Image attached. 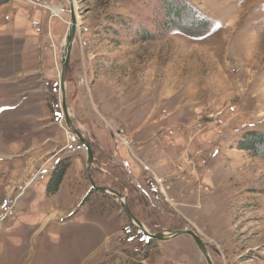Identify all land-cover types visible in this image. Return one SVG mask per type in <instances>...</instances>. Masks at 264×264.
Listing matches in <instances>:
<instances>
[{"label": "rangeland", "instance_id": "obj_1", "mask_svg": "<svg viewBox=\"0 0 264 264\" xmlns=\"http://www.w3.org/2000/svg\"><path fill=\"white\" fill-rule=\"evenodd\" d=\"M43 2L0 0V264H207L93 185L150 232L194 230L213 264H264V155L239 148L264 134V0H74L65 102L89 174L60 110L69 3ZM174 2L207 28L171 27Z\"/></svg>", "mask_w": 264, "mask_h": 264}, {"label": "water", "instance_id": "obj_2", "mask_svg": "<svg viewBox=\"0 0 264 264\" xmlns=\"http://www.w3.org/2000/svg\"><path fill=\"white\" fill-rule=\"evenodd\" d=\"M69 3V22H68V27H67V32L65 34V39H64V48L62 50V54H61V70H60V79H59V91H60V110H61V116L64 119V123L65 126L67 127V129L74 133L77 137V139L79 140V142L81 143V145L85 148V152H86V169L87 172L89 174L91 167L93 166V154H92V150L91 147L87 141V139L85 138V136L83 135V133L77 129L75 127V125L73 124L71 117L68 113L67 110V105L65 102V78H66V74H67V69H68V63H69V55L71 52V47L75 38V33H76V13H75V9H74V0H67ZM91 179V178H90ZM91 184L92 183V180ZM94 189L99 190L103 193H106L108 195H110L113 199L117 200L119 202L120 207L122 208V210L125 213V216L127 217V219L133 223L136 222L139 226H137L139 228V230L141 231V233L147 237V238H154L160 241H168L171 240L175 237H178L180 235H188L191 237V239L193 240V242L195 243V245L197 246L199 252L202 254V256L204 257L205 261L207 264H213L210 256H209V252L207 249L206 244L203 242V240L201 239V237L192 229L189 228H182V229H178V230H173V231H160V232H150L148 229H145L141 226V224L132 216V214L130 213L126 203H125V196L119 194L118 192L112 190L111 188H107L105 186H98V185H93Z\"/></svg>", "mask_w": 264, "mask_h": 264}, {"label": "trees", "instance_id": "obj_3", "mask_svg": "<svg viewBox=\"0 0 264 264\" xmlns=\"http://www.w3.org/2000/svg\"><path fill=\"white\" fill-rule=\"evenodd\" d=\"M185 7L186 5L183 3H175V5H172V7L169 8L170 14H172L173 17H176V18L173 17L169 18L168 22L170 26L176 27L177 25H179V22L184 20L183 13H187V16H189V18L185 20L186 21L185 23H182V25H185L184 27L186 31L189 30L193 32L197 30L199 33H201L203 30L207 28L208 22L204 18H200V17L194 18L193 14L190 11H188ZM167 14H168V9H167ZM239 148L250 151L258 150V152L259 149H261L263 153L260 154L264 155V134L250 133L244 139V141H242L241 144H239ZM66 167H67L66 165H60L59 168L54 173H51V177L48 183L46 184L47 193H54L57 190L63 176V169H66ZM145 238L148 239L147 237Z\"/></svg>", "mask_w": 264, "mask_h": 264}, {"label": "built area", "instance_id": "obj_4", "mask_svg": "<svg viewBox=\"0 0 264 264\" xmlns=\"http://www.w3.org/2000/svg\"><path fill=\"white\" fill-rule=\"evenodd\" d=\"M23 2H26L28 4L34 5V6H41V4H43L44 0H22ZM233 109V107H232ZM73 140L75 141L76 139L73 138ZM75 147H72V145H70V148L66 151V152H70L72 150H74ZM13 216V211L12 208L9 204V200H4L3 202V208L0 212V226L2 225V223L4 222V220H6L7 218Z\"/></svg>", "mask_w": 264, "mask_h": 264}, {"label": "bare ground", "instance_id": "obj_5", "mask_svg": "<svg viewBox=\"0 0 264 264\" xmlns=\"http://www.w3.org/2000/svg\"><path fill=\"white\" fill-rule=\"evenodd\" d=\"M69 113V112H68ZM76 136V135H75ZM75 138V137H74ZM76 139V138H75ZM210 256V255H209Z\"/></svg>", "mask_w": 264, "mask_h": 264}]
</instances>
